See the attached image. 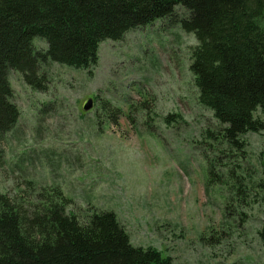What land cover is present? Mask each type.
<instances>
[{
  "label": "rangeland",
  "instance_id": "rangeland-1",
  "mask_svg": "<svg viewBox=\"0 0 264 264\" xmlns=\"http://www.w3.org/2000/svg\"><path fill=\"white\" fill-rule=\"evenodd\" d=\"M196 42L168 16L102 41L90 71L46 63L43 91L9 71L20 116L1 142L0 192L28 201L51 187L80 218L112 210L133 245L154 247L173 264H264V206L240 209L235 194L207 184L202 153L215 154L201 133L215 120L198 103L189 69ZM87 99L93 105L84 110ZM102 101L117 123L107 122ZM169 113L177 123L164 122ZM243 139L250 169L264 180V132Z\"/></svg>",
  "mask_w": 264,
  "mask_h": 264
},
{
  "label": "trees",
  "instance_id": "trees-1",
  "mask_svg": "<svg viewBox=\"0 0 264 264\" xmlns=\"http://www.w3.org/2000/svg\"><path fill=\"white\" fill-rule=\"evenodd\" d=\"M176 6L185 13L177 15ZM168 16L197 40L189 69L198 103L215 120L201 133L206 151L215 154L202 153L207 184L235 194L240 209L264 206V180L250 169L243 139L264 132V0H0V166L1 142L20 116L9 71L43 91L46 63L90 71L102 41ZM35 38L47 48H36ZM101 108L107 122L117 123L110 103ZM178 117L163 120L175 124ZM43 188L28 201L0 192V264H173L154 247L133 245L112 210L80 218L67 211L70 201L58 189Z\"/></svg>",
  "mask_w": 264,
  "mask_h": 264
},
{
  "label": "water",
  "instance_id": "water-1",
  "mask_svg": "<svg viewBox=\"0 0 264 264\" xmlns=\"http://www.w3.org/2000/svg\"><path fill=\"white\" fill-rule=\"evenodd\" d=\"M93 105L92 99H87L83 104L84 110H89Z\"/></svg>",
  "mask_w": 264,
  "mask_h": 264
},
{
  "label": "bare ground",
  "instance_id": "bare-ground-1",
  "mask_svg": "<svg viewBox=\"0 0 264 264\" xmlns=\"http://www.w3.org/2000/svg\"><path fill=\"white\" fill-rule=\"evenodd\" d=\"M98 64V63H97ZM26 184V183H25Z\"/></svg>",
  "mask_w": 264,
  "mask_h": 264
}]
</instances>
